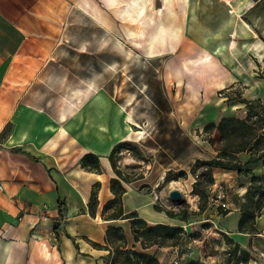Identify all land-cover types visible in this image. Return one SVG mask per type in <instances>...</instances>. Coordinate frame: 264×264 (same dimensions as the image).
<instances>
[{"label": "rangeland", "instance_id": "1", "mask_svg": "<svg viewBox=\"0 0 264 264\" xmlns=\"http://www.w3.org/2000/svg\"><path fill=\"white\" fill-rule=\"evenodd\" d=\"M207 1L211 3L206 0H43L34 9L32 21L28 24L32 28L33 56L40 63L34 65L33 82L29 85L41 91L36 100L38 103L45 101L49 109L58 112L62 106L70 109V100L67 101L66 98L75 89L93 82V86L101 89L103 97V93L112 95L113 105L116 106L114 125L122 118L117 112L118 105L128 106L127 103L138 98L131 106L134 110L137 109L134 111L136 122L131 125V131L127 132L128 141L117 146L114 157L123 177L127 179L125 181L131 182L144 173L149 174L154 164L159 166L154 148L160 145L164 147L160 139L169 135L177 158L191 166L186 174L183 169L164 171L153 191L158 207L176 212L179 217L183 216L184 211H188L187 223L194 218L198 220L189 224L187 230L183 227L185 233L191 229V232L186 233L185 239L170 241L174 246L178 245L179 264H264V236L239 235L235 240L213 224L210 227L207 223L211 222L200 221L204 218L200 217V205H205V209L209 208L208 200L213 182L208 180L209 166L197 163L198 159L206 160L204 156L207 155L206 147L201 143L196 144L197 137L206 134V130L213 133L210 125L218 116L220 120L224 116L246 118L250 102L245 101H253L250 121L252 126L259 129L257 133L263 137L261 143L264 142V88L261 89L260 96L253 97L248 92L254 78L264 86V50L261 48L264 43L257 40L259 44L256 45L260 50L247 48L245 57L239 55V48V60L236 64H230V61L227 64L224 51L218 48L220 36L217 34L212 41L215 44V57L219 61L216 65V60H207L200 49L205 45L202 39L212 26L226 17L230 9L229 2L233 4L236 0ZM223 4L226 7L224 15ZM233 11V30L230 29L227 43L234 41L236 46H241L245 41L247 44L254 35L252 30L257 32L256 37L264 40V0H241L236 11ZM177 28L180 31L175 39L176 31L173 29ZM246 29L250 30V35L242 36ZM115 35L137 51L134 59L128 61L125 49ZM175 43L180 47L170 48ZM17 57L19 59L20 54ZM185 57L194 60L203 58L211 64L209 69L213 71L217 67L212 80L220 81V72H227L223 85L218 86L211 96H206L203 90L196 91L186 82H166L165 76L172 70L170 61ZM188 66L190 71L201 68ZM232 80H235L236 86L227 91ZM192 92L196 97H191ZM167 93L174 97L172 105ZM93 97L95 98L83 96V100L75 99L74 103L80 107L81 112L91 106L89 102L104 111L106 107L101 109L91 100ZM226 103L228 106L222 109V105ZM204 121H210L204 130L195 126ZM122 122L120 127L126 131L125 124L129 121L122 118ZM188 123L193 128L186 129ZM142 128L146 129L143 136L139 134ZM56 140L55 138L49 145L53 147ZM242 140L240 133H223L217 150L219 152L222 146L236 149ZM253 144L254 141L246 151L257 155ZM198 156L200 158L192 164ZM245 177L251 181L250 174ZM198 180L202 183L196 184ZM172 189L182 191V199L173 200L170 197ZM248 191L255 194L256 198H264V179L255 184L250 182L244 195V204ZM199 193L204 196L201 198ZM112 237L115 245L109 254V264L128 263V251L135 248L126 245L125 240L119 238L120 233L115 232ZM145 237L146 234L142 238ZM247 253L249 257L245 262ZM130 257L133 261L137 260L133 255ZM172 261L173 259L170 264H173ZM163 263L169 264L168 261Z\"/></svg>", "mask_w": 264, "mask_h": 264}, {"label": "crops", "instance_id": "2", "mask_svg": "<svg viewBox=\"0 0 264 264\" xmlns=\"http://www.w3.org/2000/svg\"><path fill=\"white\" fill-rule=\"evenodd\" d=\"M42 1L0 0V140L4 143L0 153V264H109V254L115 245L112 234L108 235L110 225L123 228L128 246L154 254L162 263L168 261L170 264L178 245L174 246L168 241L167 245L153 244L144 248L142 241L135 239L128 215L136 213L137 217L146 220L149 225L163 223L181 225L185 229L198 221L194 218L187 223V220L178 215L170 216L165 210L157 209L153 196L155 186L163 177L161 172L183 169L189 173L191 166L177 158L174 144L169 135H166L160 139L164 147L160 145L154 148L159 166L154 164L149 174L144 173L131 182H126L115 172L109 158L113 149L128 141L129 136L126 131L116 133L113 129L116 106L113 105L112 95L103 93L106 102L104 111L89 102L91 106L81 112L80 107L74 103V91L66 98L67 101H72L68 110L62 106L55 112L48 108L45 101H36L41 91L29 84L33 82L34 65L40 63L33 56L32 28L28 24L32 21L34 9ZM240 1L236 0L233 4L229 2V17H224L210 28L209 36L207 34L202 39L205 45L200 47L201 50L209 51L215 59V44L212 40L219 34L218 48L224 51L227 64L229 61L230 64H236L239 55L245 57L247 48L260 50L256 45L259 44L257 40L264 43L262 38L256 37L255 30H252L254 35L247 44L245 41L241 46H236L234 41L227 43L230 29L233 30V10L236 11L239 4L237 2ZM223 7L224 15V4ZM187 17L189 20V13ZM173 31H176V39L180 29ZM248 31L250 32L248 29L244 30L242 36L250 35ZM178 47L180 46L175 43L170 48ZM239 48L241 51L237 56ZM261 48L264 50V47ZM215 60L217 65L219 59ZM169 65L172 70L165 76L166 82H186L196 91L203 90L206 96H211L227 77V72L223 71L220 72V81L212 80L217 67L215 66L214 71L210 70L211 64L203 58H175ZM186 65L201 68L190 71ZM234 82L232 80L227 86V91L235 88ZM261 84L254 78L248 92L253 97L260 96L261 89L264 88ZM193 93L191 97L195 96ZM92 96H95V92L90 90L86 97ZM167 97L172 105L174 97L168 93ZM223 105L222 109L228 106L227 103ZM161 110L165 112L162 108ZM63 113L66 119L62 117ZM208 122L210 121L194 125L204 130ZM219 122L218 116L214 119L213 133L206 130L207 133L197 137L195 141L206 147V160L216 157L218 153L217 148L222 139ZM119 123L122 126V118ZM100 124L105 125V129H101ZM63 127H66L65 132ZM190 127L193 128V125L188 123L185 128ZM217 130L219 135H216ZM55 138L57 140L52 147L49 144ZM88 152L100 156L101 172L82 166L81 157ZM236 154L245 169H251L257 175L264 174V158L249 162L252 155L250 151L243 150ZM198 158L200 156L192 164ZM178 165L180 166L177 167ZM212 173L214 182L230 187V208L227 213L222 209L206 208L200 214L201 218L204 216L200 221L211 222L207 223L210 227L213 224L235 240L239 235L264 236V207L256 218V232L239 230L244 195L251 182L245 177L246 174L222 167L212 168ZM112 178L119 179L126 187L122 195L123 214L119 218L112 217L113 208L103 214L104 206L116 196L111 189ZM94 191L97 192L96 200L91 202ZM189 230L186 233L191 232ZM186 233L181 239L186 238ZM48 251L51 252L50 255Z\"/></svg>", "mask_w": 264, "mask_h": 264}, {"label": "trees", "instance_id": "3", "mask_svg": "<svg viewBox=\"0 0 264 264\" xmlns=\"http://www.w3.org/2000/svg\"><path fill=\"white\" fill-rule=\"evenodd\" d=\"M250 102L248 115L246 118H238L234 116H224L221 118L219 122V127L222 131V134H238L240 133L243 137V140L237 144L236 149H230L229 147H221V149L218 152V155L212 159L209 160H197L198 165H206L209 166V174H208V180L210 182H214V177L212 173V168L214 167H222L227 169H235L238 170L240 173L250 174L251 175V183L255 184L258 181L264 179L263 175H257L254 173L251 169H245L244 164L239 160L237 156V152L247 150L248 146L251 144V142L254 141L253 147L257 150V155H251V158L249 159V162H256L264 158V142L261 143L263 140L261 135H258L259 129L252 126L251 119V108L253 101H245ZM258 114V111L256 112ZM215 123H211L210 126H214ZM208 126V125H207ZM248 129V131H247ZM219 131L217 130L216 135ZM117 147L113 149L111 154L109 155V158L111 160L112 166L115 170V172L124 180L127 181L125 177H123V173L121 169H119L118 165L116 164V160L114 157V153L116 152ZM82 166L88 170L101 172L102 166L100 161V156L93 152L85 153L80 160ZM184 174H186V171H183ZM202 181L198 180L196 184H201ZM111 189L113 192H115L116 196L104 206L103 214H105L106 211H108L110 208H113V211L111 212L112 217L119 218L123 214V206H122V195L126 191V187L121 183V181L117 178H112L111 180ZM201 198L204 196V194L199 193ZM97 192H92L91 196V202L93 200H96ZM247 201L242 207V215L239 221V230L241 232H256V218L261 214V210L264 207V198L262 196L255 197V194H251L250 191H248ZM155 207L159 210H165L170 216H177L178 213L173 212L166 208H160L157 204H155ZM205 209V205H200V211H203ZM228 210L224 211L227 213ZM130 217V221L132 222V227L135 235L136 240H141L142 245L144 248L153 245V244H159V245H165L168 243V241L171 240H177L181 238L184 234V228L181 225H169V224H163L158 223L156 225H149L146 220L137 217L138 214L132 213L131 215H128ZM189 213L188 211H184L183 216L181 219L188 220ZM117 232L120 233V239L125 240V236L123 233V228L121 226L116 225H110L108 227V235L113 234ZM146 234L147 237L144 239L142 238L143 235ZM114 238V237H113ZM150 240V241H146ZM124 243L127 245L126 240ZM99 246H102L101 244H96ZM135 256L137 258L136 261H133L130 257L131 255ZM248 253L244 257V261H248ZM128 263L126 264H162L161 261L158 259V257L154 254L147 253L145 251H140L137 249H130L128 251Z\"/></svg>", "mask_w": 264, "mask_h": 264}, {"label": "bare ground", "instance_id": "4", "mask_svg": "<svg viewBox=\"0 0 264 264\" xmlns=\"http://www.w3.org/2000/svg\"><path fill=\"white\" fill-rule=\"evenodd\" d=\"M238 3H240V2H237V4ZM245 25H246V23H244ZM247 26V25H246ZM116 36V35H115ZM119 40V42H120V44H122L123 45V48L125 49V54H126V58L128 59V61H130L133 57L135 58V55H136V53H137V51L132 47V46H127V44H125V42H123L122 40H121V38H119L118 36H116ZM108 41V40H107ZM105 43H106V40H105ZM117 47V46H116ZM203 52H204V54L206 55V59L207 60H209V61H215V59H217V58H215L214 59V55L212 56L211 55V53L209 52V51H207L206 49H203ZM139 56V55H138ZM133 58V59H134ZM116 63V62H115ZM125 67V66H124ZM186 68L187 69H191L188 65H186ZM124 71V70H123ZM126 71H124V73H125ZM129 73V72H128ZM126 74V73H125ZM127 76H128V74H127ZM84 80V79H83ZM94 81V80H93ZM93 83V82H92ZM91 82H88V83H85V84H83V85H81L80 87H78L77 89H75V91H74V96H75V98L77 99V100H80L81 101V99L83 98V96H86V94L91 90V91H93V92H95V98L93 97L91 100H94L95 101V103L99 106V107H101V109H103V108H105V106H106V102H105V99H104V97L102 96V92H101V89H99L97 86L95 87V86H93V84H92ZM220 85V84H219ZM121 86V85H120ZM122 91V90H121ZM123 92H121V94H122ZM132 95H134V94H132ZM135 96V95H134ZM130 98V97H129ZM128 98V99H129ZM134 98V97H133ZM138 98H135V100H137ZM83 100V99H82ZM135 100L134 101H130V103H127L128 104V106H125L124 104H119L118 105V109H117V112H118V114L119 115H121L122 116V118L124 119V121H129V123H126L125 125H126V127H127V129H126V132H130L131 131V129H132V127H131V125L132 124H134L135 122H136V119L134 118V111L135 110H137V109H135L134 110V107H131L133 104H134V102H135ZM140 101V100H139ZM70 103H72V101H70ZM138 107V106H137ZM62 117L64 118V119H66V115L63 113L62 114ZM139 118V117H138ZM130 120H132V121H130ZM143 127V126H142ZM100 128L101 129H105V127L103 126V125H100ZM114 131L116 132V133H119L120 132V130L123 132V131H125L124 129H123V127H120V124L118 123V122H116L115 123V126H114ZM62 130H63V132H65L66 131V127H63L62 128ZM146 130V129H145ZM145 130H143V128L139 131V134H141L142 136H143V134H145ZM133 131V130H132ZM163 174H164V172H161V177L163 176ZM50 253L51 252H49L48 251V254L50 255Z\"/></svg>", "mask_w": 264, "mask_h": 264}, {"label": "built area", "instance_id": "5", "mask_svg": "<svg viewBox=\"0 0 264 264\" xmlns=\"http://www.w3.org/2000/svg\"><path fill=\"white\" fill-rule=\"evenodd\" d=\"M229 17V13L226 14ZM227 17V18H228ZM217 129V127L215 128ZM4 143L0 140V153ZM227 189V186L223 183L213 182L210 188L208 205L209 208L222 209L224 211L230 208L231 190ZM178 247L174 249L175 257L173 258V264H179V251Z\"/></svg>", "mask_w": 264, "mask_h": 264}, {"label": "water", "instance_id": "6", "mask_svg": "<svg viewBox=\"0 0 264 264\" xmlns=\"http://www.w3.org/2000/svg\"><path fill=\"white\" fill-rule=\"evenodd\" d=\"M170 197L173 200H180L183 197V193L179 189H172L170 192Z\"/></svg>", "mask_w": 264, "mask_h": 264}]
</instances>
